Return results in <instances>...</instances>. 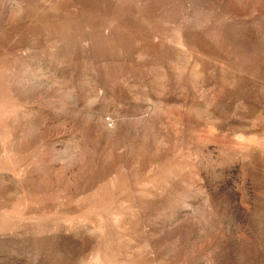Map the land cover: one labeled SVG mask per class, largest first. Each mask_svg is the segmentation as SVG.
Listing matches in <instances>:
<instances>
[{"label":"rangeland","instance_id":"374dc122","mask_svg":"<svg viewBox=\"0 0 264 264\" xmlns=\"http://www.w3.org/2000/svg\"><path fill=\"white\" fill-rule=\"evenodd\" d=\"M0 264H264V0H0Z\"/></svg>","mask_w":264,"mask_h":264}]
</instances>
